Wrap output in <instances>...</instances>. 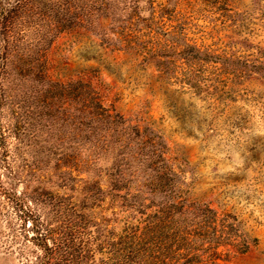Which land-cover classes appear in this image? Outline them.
<instances>
[{
  "label": "trees",
  "instance_id": "obj_1",
  "mask_svg": "<svg viewBox=\"0 0 264 264\" xmlns=\"http://www.w3.org/2000/svg\"><path fill=\"white\" fill-rule=\"evenodd\" d=\"M171 2L0 0V211L28 264H219L249 250L234 219L189 197L159 135L106 106L92 82L49 75L47 51L77 28L168 68L158 52L169 58L178 41L158 12ZM43 143L62 149L52 167L34 152ZM24 170L37 184L19 193Z\"/></svg>",
  "mask_w": 264,
  "mask_h": 264
},
{
  "label": "rangeland",
  "instance_id": "obj_2",
  "mask_svg": "<svg viewBox=\"0 0 264 264\" xmlns=\"http://www.w3.org/2000/svg\"><path fill=\"white\" fill-rule=\"evenodd\" d=\"M169 8L158 12L178 41L171 60L158 52L168 71L77 28L47 51L49 75L92 82L106 106L160 136L189 197L227 214L247 237V252L232 250L219 264H264V0H172ZM39 133L37 141L48 137ZM53 133L63 143L65 129ZM60 151L43 143L34 152L44 168L55 164L49 153ZM25 175L19 193L37 184ZM10 232L0 211V264H28Z\"/></svg>",
  "mask_w": 264,
  "mask_h": 264
}]
</instances>
